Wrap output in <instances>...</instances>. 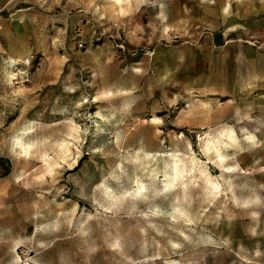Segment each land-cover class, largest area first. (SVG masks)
Returning <instances> with one entry per match:
<instances>
[{
	"label": "rangeland",
	"instance_id": "1",
	"mask_svg": "<svg viewBox=\"0 0 264 264\" xmlns=\"http://www.w3.org/2000/svg\"><path fill=\"white\" fill-rule=\"evenodd\" d=\"M0 264H264V0H0Z\"/></svg>",
	"mask_w": 264,
	"mask_h": 264
}]
</instances>
